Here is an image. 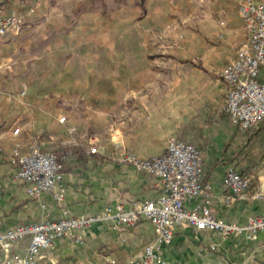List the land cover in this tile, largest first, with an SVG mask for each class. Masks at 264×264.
I'll return each instance as SVG.
<instances>
[{
	"label": "rangeland",
	"instance_id": "obj_1",
	"mask_svg": "<svg viewBox=\"0 0 264 264\" xmlns=\"http://www.w3.org/2000/svg\"><path fill=\"white\" fill-rule=\"evenodd\" d=\"M19 4L14 9L28 8L32 27L0 61V129L18 128L11 136L25 152L79 143L98 151L137 88H152L159 104H171L175 88L183 121L179 93L191 84L201 90L205 62L238 48L230 30L243 24L235 0H15L13 7Z\"/></svg>",
	"mask_w": 264,
	"mask_h": 264
},
{
	"label": "crops",
	"instance_id": "obj_2",
	"mask_svg": "<svg viewBox=\"0 0 264 264\" xmlns=\"http://www.w3.org/2000/svg\"><path fill=\"white\" fill-rule=\"evenodd\" d=\"M14 4L15 0H0V14L23 8L21 4L13 7ZM22 13L28 14V8ZM31 27L27 24L20 35L5 38L0 48V61L11 59L10 53L18 39ZM245 31L243 24L230 30L235 32L238 45L244 40ZM227 51L224 50L222 56L217 54L214 62H205V69L199 73L203 78L199 92H192L191 84L179 93L183 99L178 106L184 112L183 121L176 120L175 88H169L173 92L171 104H159L152 88L141 94L144 88H137L136 96H132L135 101L121 103L112 138L99 144L97 152L101 157L83 165L69 160L72 168L63 173L64 192L60 202L47 192L31 198L24 185L13 180L15 168L9 161L13 147L11 130L0 129V230L45 217L96 215L117 202L129 207L135 201L155 199L159 194L156 179L118 161L119 149L115 143L131 149L139 157L157 156L164 153L167 138L174 134L179 138H191L192 143L203 148L202 173L210 184L208 198H187L186 208L207 201L224 221L238 223L246 222L251 215L264 214V201L253 197L259 179H264V124L249 131L241 130L226 115V85L223 79L218 80L217 72L228 65L237 47ZM259 77L264 81V64ZM96 141L97 138H90L89 143ZM79 145L89 151L86 145ZM229 165L253 178L251 188L231 201L223 184ZM153 237L154 229L148 222L130 228H114L107 220L96 221L84 229L83 245L76 243V234L62 238L40 264H132ZM26 245L27 242L22 241L15 250L22 252ZM159 256L163 264H264V231L258 232L255 239L244 235L224 238L212 230H195L181 224L171 243L161 248Z\"/></svg>",
	"mask_w": 264,
	"mask_h": 264
},
{
	"label": "built area",
	"instance_id": "obj_3",
	"mask_svg": "<svg viewBox=\"0 0 264 264\" xmlns=\"http://www.w3.org/2000/svg\"><path fill=\"white\" fill-rule=\"evenodd\" d=\"M237 6L246 36L221 73L226 85L224 111L234 125L248 130L264 124V81L259 77L264 64V0H237ZM26 26L25 15L15 9L0 14V48L7 36L20 35ZM59 121H65V117L61 116ZM18 132L15 128L11 135L16 137ZM115 145L119 149L118 161L156 179L158 196L135 201L129 207L117 202L96 215L45 217L0 230V264H40L62 238L76 234V243L83 245L84 229L101 220L109 221L114 228H130L140 222L152 225L153 240L143 247L132 264H163L160 250L171 243L181 224L195 230H212L224 238L244 235L255 239L258 232L264 231V214L251 215L246 222L238 223L224 221L207 201L185 207L187 198H208L210 189L203 177L202 151L198 146L171 135L163 154L139 157L131 149L119 143ZM89 151L97 152L95 148ZM9 161L15 168L13 180L24 185L27 196L37 198L47 192L58 202L63 199L64 172L54 153L38 149L25 152L20 140L13 138ZM252 183L251 175H241L232 165L226 168L223 184L229 192V201L249 190ZM253 197L264 201V179H259ZM22 241L27 245L24 251L17 252L15 248Z\"/></svg>",
	"mask_w": 264,
	"mask_h": 264
},
{
	"label": "trees",
	"instance_id": "obj_4",
	"mask_svg": "<svg viewBox=\"0 0 264 264\" xmlns=\"http://www.w3.org/2000/svg\"><path fill=\"white\" fill-rule=\"evenodd\" d=\"M249 130L250 129H248L246 131H249ZM181 139H183V138H181ZM187 142L192 143L191 141H187ZM199 149L202 151L203 148L199 146ZM51 152H53L57 156L59 163L62 165V168H61L62 172H67L72 168L68 164L70 159L74 160L75 165H83L90 159L96 160V159H99L101 157L99 152L87 151L84 146L79 145V144H76V145H66V144L65 145L64 144L56 145ZM239 173L241 175H245L242 172H239Z\"/></svg>",
	"mask_w": 264,
	"mask_h": 264
}]
</instances>
